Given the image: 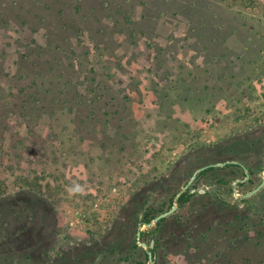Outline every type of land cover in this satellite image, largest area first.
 <instances>
[{
	"label": "rangeland",
	"instance_id": "obj_1",
	"mask_svg": "<svg viewBox=\"0 0 264 264\" xmlns=\"http://www.w3.org/2000/svg\"><path fill=\"white\" fill-rule=\"evenodd\" d=\"M225 160L261 181L264 0H0V264H149L139 222ZM228 173L143 224L155 264H264V188Z\"/></svg>",
	"mask_w": 264,
	"mask_h": 264
},
{
	"label": "flooded vegetation",
	"instance_id": "obj_2",
	"mask_svg": "<svg viewBox=\"0 0 264 264\" xmlns=\"http://www.w3.org/2000/svg\"><path fill=\"white\" fill-rule=\"evenodd\" d=\"M220 162H228V160H225V161H217V162L211 161V162H207V163L203 164L199 168L206 167V166H208V167H206L205 169L201 170L197 174V177L195 178V180L185 190H183V188L189 183L190 179L193 177V175L196 173V171L199 168H197L192 173V175H190L189 178L183 183V185L179 189H176L174 191V193H172L171 195H165L164 194L163 199L161 200V205L159 207V210L160 211H159V214L158 215H160V214H162V213H164L166 211H169L174 206L175 203H178V207H177V209L173 213L169 214L168 216L163 217L158 222L161 223V222H164V221H166V220H168L170 218H175V220L184 219L185 221L188 220V219H190L189 216L180 215L182 213V211H180V210H183L188 204L189 205L192 204V206L195 207V205L193 204V202L196 201V200H194V197H196L197 195L198 196H201V197L204 196V195H208L209 194V191H208V188L206 187V184L202 183V186H201V185H199V183L202 182V181H208V182L209 181H212L213 178H214V180L216 182L217 189L214 192H212L211 198L212 199H215V201L218 202V204H221L222 207L227 206V204H228L227 203L228 202V193H229V186H228V181H229L228 166L231 165V164L232 165H238V166L242 167V169L244 171V174L240 178H238V179L247 178V180H245L243 182H239L238 183V187H239V185L242 187L243 185H246L247 183H249V181L252 178V175H251L249 169L247 168L248 169V173H249V176L247 177V173H246V171L244 169L246 167L243 164L239 163V162L238 163H226V164L221 165V166H209V165L217 164V163H220ZM215 171H218V172L220 171L221 173L219 172L218 173L219 175L214 176L213 173H215ZM262 178H263V175H262ZM261 181H262V179H261ZM260 182L257 185H255L253 187H250L247 190L239 191V188H238V193L240 195L241 194H244V193H247V192L253 190L255 187H257L260 184ZM181 191H182V193L179 195V193ZM233 194H234V196H236L235 193H234V187H233ZM254 195H252V196H254ZM252 196H250L248 198H251ZM236 198L239 199L240 201H242V200L244 201V200H247L248 199V198H240V197H237V196H236ZM193 210L194 211H190L189 210L187 212V215H192V217L195 216V212H197V211H196V209H193ZM147 212H149V211H147ZM148 216L149 215L146 214L145 217L139 222L140 225L138 224L141 227V235L139 237V240L140 241L147 242L150 245L151 241L152 240L155 241V239L147 240V233L142 231V226H143V224H146L148 222H151L157 215L153 219H149ZM148 219L150 221H147ZM151 226H149V227H151ZM138 231H139V229H138ZM142 238H145V240H142ZM140 241H138V243H140ZM155 246L156 245L154 243V246L152 248L149 247L147 249V254H148V250L149 249L152 250V252L154 254H156ZM148 260H149V257H148Z\"/></svg>",
	"mask_w": 264,
	"mask_h": 264
},
{
	"label": "water",
	"instance_id": "obj_3",
	"mask_svg": "<svg viewBox=\"0 0 264 264\" xmlns=\"http://www.w3.org/2000/svg\"><path fill=\"white\" fill-rule=\"evenodd\" d=\"M226 163H237L236 161H228V162H220V163H217V164H212V165H209V166H221V165H224ZM208 167V166H206ZM206 167H201L199 168L196 173L193 175V177L190 179L189 183L183 188V190H185L194 180L195 178L197 177V174L205 169ZM246 173H247V177L249 176V173H248V169L247 168H244ZM247 180V178H244V179H238L235 183H234V193L237 197H240V198H248L254 194H256L257 192H259L263 187H264V171H263V178H262V181L260 182V184L255 187L253 190L247 192V193H244V194H239L238 193V183L239 182H243ZM182 193V191L179 193V195ZM178 207V203H175L174 206L169 210V211H166L160 215H157L151 222H148L146 223L147 226H151L153 225L154 223L158 222L160 219H162L163 217L165 216H168L169 214L173 213ZM141 235V227L139 228V231H138V236L140 237ZM154 243L155 241L152 240L150 245L147 243V242H144V241H140V244H142L144 247H146L147 249L149 247H153L154 246ZM148 257H149V264H155V258H156V255L152 252V250H148Z\"/></svg>",
	"mask_w": 264,
	"mask_h": 264
},
{
	"label": "trees",
	"instance_id": "obj_4",
	"mask_svg": "<svg viewBox=\"0 0 264 264\" xmlns=\"http://www.w3.org/2000/svg\"><path fill=\"white\" fill-rule=\"evenodd\" d=\"M147 221H150L149 219ZM142 240H145V238H142Z\"/></svg>",
	"mask_w": 264,
	"mask_h": 264
}]
</instances>
